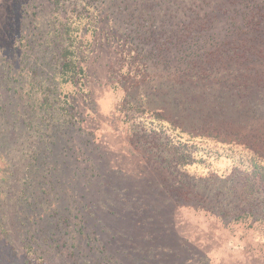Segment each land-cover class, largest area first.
Listing matches in <instances>:
<instances>
[{
	"label": "rangeland",
	"instance_id": "obj_1",
	"mask_svg": "<svg viewBox=\"0 0 264 264\" xmlns=\"http://www.w3.org/2000/svg\"><path fill=\"white\" fill-rule=\"evenodd\" d=\"M169 1L188 7L150 6ZM238 7L264 16V0H0V264H264V185L243 192L247 151L195 137L233 131L264 151V72L252 69L264 58L195 74L188 61L201 67L210 44L196 40L188 55L165 42L166 14L215 17L205 27L217 33L251 28L226 20ZM83 11L103 19L99 30L153 16L138 28L154 41H129L144 55L135 68L120 48L93 43L80 82L62 88L43 31ZM153 111L167 119L154 128L192 146V165L174 167L147 138L138 122Z\"/></svg>",
	"mask_w": 264,
	"mask_h": 264
},
{
	"label": "trees",
	"instance_id": "obj_2",
	"mask_svg": "<svg viewBox=\"0 0 264 264\" xmlns=\"http://www.w3.org/2000/svg\"><path fill=\"white\" fill-rule=\"evenodd\" d=\"M55 3L58 4V0H55ZM242 4L243 3L240 5ZM150 6H165L167 9H185L188 7L187 5L184 7L183 3L181 2L172 3V1H169V5L168 3L164 4L161 2L152 4ZM211 6L212 4L208 5V7ZM215 6L223 8L227 7L228 5L220 3ZM67 13L63 17H59L58 19L56 18L53 21L50 20V27L43 31L45 40L48 41V44H50L49 42H52L54 47L52 62L54 64L53 69L56 71V73L53 80H55L57 77L62 88L64 85L76 84L80 82L82 75L85 72L82 63H84L87 56L90 55L91 52L89 51V48L93 45V43L104 42L105 45L116 46L120 48L123 50L121 53L123 56L122 60L125 63L133 65L135 68L139 61L144 59V55L141 51H134L133 46L129 41L134 43L137 41L138 45H142V43L145 42L144 40L146 39H144V37L149 38L146 40V42H148V40L154 41L152 35L155 34V30H152V33L150 34L147 31L142 32V29L138 28V25L140 26L143 24V21H147L148 19L152 21L154 18L153 16H150L146 19L141 17V15H128L126 16L127 19L123 22L124 27H122V30L112 26L106 30H99L96 28V25L97 23H100V20L103 19H99L100 16L98 14H92L91 11H83L79 13L71 12L69 14ZM164 17L165 21L168 22L170 20L171 24L169 29L170 36L166 37V43L172 42L179 47L182 46L181 48L187 49L188 55L192 54L189 49L194 47L198 50L199 46L194 44L196 43V40H202V43L205 45L210 44V48H207V52H209L207 56L210 58L207 61H204L201 64V67L200 65L196 66V61L193 59L189 60V72L196 71L195 74H197L199 71H215L219 66H225V63L227 62H240L241 60H247V64L258 63L257 65H259L261 64V59L264 58V27L259 26V24L263 22L264 16L259 20H256L257 22H254L255 15L250 16L246 11H242L241 7H238V9L234 11V16H230L226 20H229L231 24H235V17H240L243 26L248 27L249 24H253V26L246 30L241 29V27H237L233 30L220 29L218 33L213 31V28L211 27H205V24L212 23L215 17L209 18L192 13L190 17H195V20L192 21L190 19H185L187 17L185 12H172V15L168 16L166 14ZM105 19L110 22V25H113L115 20V18L111 15H108ZM133 24H136V26L133 27V31H128L127 29L132 27ZM164 31L165 29H161L160 33H163ZM160 33L157 34V38L161 37ZM97 38H99V41H97ZM159 40L160 39H157V42H159ZM234 40L236 43L232 44L231 41L234 42ZM213 42H215L214 45ZM178 51L182 52L180 50ZM148 56H152V54L149 53ZM145 58H147V55ZM204 67H206V69H204ZM252 69L253 72L256 73L260 72L261 70L264 72V63H262L261 67L258 69ZM236 71L239 72L238 70ZM222 73L223 71L221 68L218 76H220ZM47 81L52 82L51 79L42 80L40 87L44 86L46 84L45 82ZM235 87L239 94L245 92L243 89L245 86L239 83L238 79H236ZM229 89L239 96V94L232 88L229 87ZM46 97H49V94ZM133 106H137V109L140 107L145 108V99L142 97L140 101L133 103ZM61 108L65 109L63 106H61ZM142 112L143 111L139 110V113ZM139 119L140 121L138 124L143 123L141 124L142 127L147 128L145 129L148 132L146 135L147 138L154 140L160 145L159 149L169 156L174 167L181 168L192 165L195 162L194 156L196 152L193 150L191 145L188 143H179L178 141H174L173 138H171L172 136H169L168 132L162 130L161 127L160 129L154 128L158 127L157 125H159V122H167V119L158 111L151 112L148 117L140 115ZM155 122H157V125L152 126V124ZM168 124L173 125L172 122ZM197 136H205L206 139L220 145L236 143L237 147H242L247 151H244L245 154L242 153L240 156V158L243 159V162H246L247 164L249 162L250 164L245 167V172L247 175L243 179L244 193L252 195L255 192L254 188L256 185H264V151L255 146L250 147V145H245V143L242 142L243 138H235L237 133L233 131H208L205 134L195 135V137Z\"/></svg>",
	"mask_w": 264,
	"mask_h": 264
}]
</instances>
